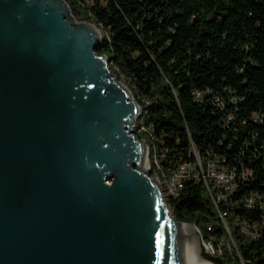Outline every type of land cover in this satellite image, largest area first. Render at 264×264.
I'll use <instances>...</instances> for the list:
<instances>
[{"label": "water", "instance_id": "water-1", "mask_svg": "<svg viewBox=\"0 0 264 264\" xmlns=\"http://www.w3.org/2000/svg\"><path fill=\"white\" fill-rule=\"evenodd\" d=\"M96 28L65 0H0V264L195 256L198 228L169 216L145 171L140 107L97 54Z\"/></svg>", "mask_w": 264, "mask_h": 264}, {"label": "trees", "instance_id": "trees-1", "mask_svg": "<svg viewBox=\"0 0 264 264\" xmlns=\"http://www.w3.org/2000/svg\"><path fill=\"white\" fill-rule=\"evenodd\" d=\"M65 2L77 21L104 31L96 52L142 110L146 132L135 136L159 173L195 161L194 152L236 169L227 197L198 181L166 196L173 217L195 223L224 264H264V0ZM241 222L258 225L255 238ZM229 234L232 245L218 243Z\"/></svg>", "mask_w": 264, "mask_h": 264}, {"label": "built area", "instance_id": "built-area-1", "mask_svg": "<svg viewBox=\"0 0 264 264\" xmlns=\"http://www.w3.org/2000/svg\"><path fill=\"white\" fill-rule=\"evenodd\" d=\"M69 6V5H68ZM145 130V129H144ZM195 161H185L171 170L173 180L175 181L177 197L179 196L182 186L187 181H198L204 183L209 192L211 190H226V197L232 194L237 188V171L234 168H226L220 164L218 160L206 159L202 161L196 152ZM249 175L248 171H242L241 179H246ZM226 198H219V201ZM254 197L248 200V206H253ZM226 217V214L221 215ZM258 225L241 222V232L247 237H256ZM245 235V236H246ZM219 251V253H218ZM220 255L221 250H216Z\"/></svg>", "mask_w": 264, "mask_h": 264}, {"label": "bare ground", "instance_id": "bare-ground-1", "mask_svg": "<svg viewBox=\"0 0 264 264\" xmlns=\"http://www.w3.org/2000/svg\"><path fill=\"white\" fill-rule=\"evenodd\" d=\"M96 30H97V33L100 34V32L97 28H96ZM145 162H146L145 171H147V166H148L147 157H145ZM163 179H164L165 189H164L163 185L161 187V183H160V180L158 178L161 189L163 188L164 191L166 190L167 196H170V197L176 196L177 195L176 186H175V181L173 180L172 174L171 175H164L163 174ZM183 187L184 186H182V189H183ZM221 191L226 192V190H221ZM220 197L224 198V195H220ZM169 216L171 217L170 214H169ZM191 232L194 235H193V238H191V241L189 243V247L194 252L195 256L190 261L189 264H216L212 259L209 258V257H212L213 254L211 253L210 248L206 244L202 243V241L200 239V233L198 232V230L192 228V231L189 232V235H191Z\"/></svg>", "mask_w": 264, "mask_h": 264}, {"label": "rangeland", "instance_id": "rangeland-1", "mask_svg": "<svg viewBox=\"0 0 264 264\" xmlns=\"http://www.w3.org/2000/svg\"><path fill=\"white\" fill-rule=\"evenodd\" d=\"M97 29L100 32V36H101V40H102L103 37H104V31L101 28H99V27H97ZM141 119H142V110L140 109L139 113L136 115V118H135V123H134V128H133V133L134 134H138L140 132H146V130H144V129L141 128L142 127ZM147 147H148V150H147V161H148L147 172H148V175L151 178L156 177L157 180H158L159 177H161V178H159L160 183H161V187L163 185L164 186V189H165L163 174L159 173L158 168H157L158 160H157V158H155V156H153V154L151 152V148L148 146V144H147ZM162 192H163L164 195L166 194V190L164 191L163 188H162ZM165 196H167V194ZM170 213H171V211H170ZM171 216H173L172 213H171ZM244 235H246V234H244ZM200 236L202 237L201 233H200ZM204 243L210 248V251L213 254V256L219 257V256H217V254H215L216 253V250L213 248V245L212 244L211 245L210 244H207L205 242V240H204ZM218 243H220L222 245H226V246L232 245V240L230 239V234H229V237L227 239H222ZM218 253H219V251H218Z\"/></svg>", "mask_w": 264, "mask_h": 264}]
</instances>
